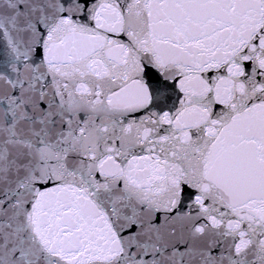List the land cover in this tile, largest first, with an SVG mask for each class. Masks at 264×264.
<instances>
[{
  "label": "snow or ice",
  "instance_id": "snow-or-ice-1",
  "mask_svg": "<svg viewBox=\"0 0 264 264\" xmlns=\"http://www.w3.org/2000/svg\"><path fill=\"white\" fill-rule=\"evenodd\" d=\"M0 264H264V0H0Z\"/></svg>",
  "mask_w": 264,
  "mask_h": 264
}]
</instances>
